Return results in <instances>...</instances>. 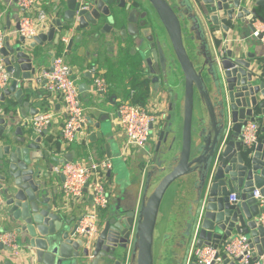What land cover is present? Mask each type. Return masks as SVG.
<instances>
[{
    "label": "water",
    "instance_id": "1",
    "mask_svg": "<svg viewBox=\"0 0 264 264\" xmlns=\"http://www.w3.org/2000/svg\"><path fill=\"white\" fill-rule=\"evenodd\" d=\"M53 1L47 27L29 42L7 35L0 53L8 73L0 84V220L17 232L20 246L17 255L0 246L3 264H184L191 241L195 248L220 250L217 264H241L240 257L221 252L241 233L258 261L264 229L257 224L253 190L264 196V33H251L256 22L264 23V0ZM5 24L0 21L1 28L10 27L8 20ZM45 43L62 48L87 80L81 84L85 89L91 67L128 63L167 103L151 126L153 154L140 157L145 185L139 203L118 198L89 242L76 231L82 214L66 211L47 184L53 165L74 159L76 152L51 156L53 120L40 132L30 122L51 110L50 95L38 89L45 80L37 78L45 54L36 47ZM252 120L260 136L246 145L241 133ZM101 137L92 132L89 141ZM104 146L109 157V145ZM173 184L174 207L164 217L161 203ZM233 192L237 202L229 200ZM179 196L185 209L180 222ZM160 222L164 226L157 230ZM176 230L180 240L173 237ZM188 264L204 263L191 257Z\"/></svg>",
    "mask_w": 264,
    "mask_h": 264
},
{
    "label": "built area",
    "instance_id": "2",
    "mask_svg": "<svg viewBox=\"0 0 264 264\" xmlns=\"http://www.w3.org/2000/svg\"><path fill=\"white\" fill-rule=\"evenodd\" d=\"M17 7L21 10L18 19L19 27L16 33L29 38L37 36L50 21V16L42 9L40 0H15ZM252 36L264 33V23L256 22ZM7 32L0 27V53L5 45ZM264 41V37L262 38ZM52 69L43 68L38 72L37 78L45 80L47 92L56 94L62 101L64 121L60 129V139L63 144L69 145L75 140L79 132L87 123L84 114V107L80 98V92L75 78L73 68L66 63L62 56H56L52 62ZM92 82L90 90L94 94H104L108 85L104 77L97 75V67L90 68ZM8 73L0 62V84L7 81ZM132 94L127 99H121L117 104V125L121 127L125 136L124 152L129 148H143L148 145L152 135L151 126L159 121V114L153 112L146 105L134 104L131 102ZM52 117L51 113H38L31 119V126L36 132L47 127ZM243 143L252 145L257 143L260 136V125L252 120L248 121L241 133ZM127 153V152H126ZM125 153V154H126ZM111 159L108 157L95 159L88 157H75L72 160H65L53 168V171L63 177L61 192L65 199V206L74 201H87L90 197L89 206L82 211L81 219L76 231L86 241H91L99 231L100 213L108 209L110 195L106 186L107 172L112 169ZM88 196V197H87ZM253 196L258 201L259 214L256 216L257 224L264 229V196L259 189L253 190ZM231 202L239 200V194L233 192L229 195ZM1 201V195H0ZM71 209V207H69ZM0 246L10 253L17 255L20 252L17 232L12 229L0 230ZM254 247L251 246L248 235L241 233L233 236L224 246L221 252H225L232 258L240 257L241 264H264V252L258 257V261L252 260ZM192 257L204 264H210L213 260L217 264L220 258V250L211 246L195 248Z\"/></svg>",
    "mask_w": 264,
    "mask_h": 264
},
{
    "label": "crops",
    "instance_id": "3",
    "mask_svg": "<svg viewBox=\"0 0 264 264\" xmlns=\"http://www.w3.org/2000/svg\"><path fill=\"white\" fill-rule=\"evenodd\" d=\"M41 2V1H40ZM3 3L2 6H0V21L2 23H4V25H6V21L8 20L9 22V26H7L6 30L7 35L10 36V40L12 38L15 37L16 34V23L18 22V19L21 16V10L17 7L16 3L14 0H0V4ZM42 4V9L48 13V15L50 16V14H52L53 11V7L55 5L53 0H43V2H41ZM218 35H220V33H217ZM12 41V40H11ZM29 42V41H28ZM36 49L42 50L44 52L45 55H43L44 58V67L47 68L50 66L51 62L49 61V59H51L50 57L52 56L51 54H55L56 56H62L66 63L69 64L72 67V63L67 60L66 57L63 56V51L62 48L59 47V45L57 44H48L45 43V45L43 47H36ZM55 52V53H54ZM95 65V64H94ZM73 68V77L76 80V83L78 86H80L79 92H80V98L81 101L84 99L86 101L82 103L84 104V114L86 116L87 119V123L86 125L79 131L77 132L76 136H75V140L70 143L69 145L63 144V142H61L60 139V129L62 127L63 121H64V113H63V108H62V101L60 98H58L56 96V94H53L51 92H47V90L42 87L38 86V89H41V91H45L46 94H49L50 97L49 99L51 100V107H50V111H42L40 113H51L52 117L51 120H53V124L51 127V138L52 141L53 139H55V141L52 143L51 146V156H59L60 155H64L66 153H69L71 150H75L76 152V158L77 157H88L89 155H91L92 157H94L95 159H102L107 156V152L105 149V144L109 145V149L111 147L112 143H125V136H124V132L121 129L120 126L117 125V104L121 99H124L123 95H130L131 91H138L134 85H130V84H124V79L126 76L123 75V73L119 70H110V71H104L100 66H98L97 68V75H100L102 77L105 78L107 85H108V89L107 92L104 93L103 95L105 96V98L101 101V99H98V102L94 100L92 94H94L93 92H91L90 90V85L92 82V79L90 80V82L87 85V88L85 89V87L81 84L86 83V79L76 70ZM87 68H90V65L87 66ZM37 86L34 85V88H36ZM152 86L148 85L147 86V95H146V100H145V104L144 105H148L149 109H151L153 112L160 114L162 112H164L167 108V103L165 101H159L157 99V95L152 92ZM128 95V98H129ZM35 102L40 101V97H34L33 98ZM100 103V104H99ZM114 105V106H113ZM107 115L108 119H104L103 121L100 122V127L96 128L95 127V123L100 121V118H105L104 116ZM90 120L92 121V123H90ZM101 132L102 137L101 140L98 139L96 142L91 143L89 141V136L92 132ZM150 140L148 142V152L141 154L140 157L142 156H146L149 155L151 153V155L153 154V150L150 149L151 147L154 146V143L156 141V136L154 135L153 131H152V135L150 136ZM124 146V145H123ZM152 150V151H151ZM125 155V163L127 162V167L128 168H134L136 165V161H138V166H137V171L135 173H130V180L127 181V183L123 186H121L120 190H117V192L115 191V188L117 186V181L119 178H121L122 176V172H116L115 169L118 166H112L110 175H108L107 172V180H106V184L108 187V190H111L110 192V197H113V205L110 206L108 209L103 210L100 213V217L101 220L102 218L108 213V211L116 204L117 199L119 198L121 200V202L124 203H130V204H134L139 203L140 198L142 197V190L143 187L145 185V166L144 164H142L140 161H142V159L136 155L135 151L130 150L128 151ZM120 155H114L112 156L111 153V149H110V156L108 158H118ZM113 158V159H114ZM59 164L53 165L52 167V171H51V175L50 178L47 180V184L52 185V189L51 193H53L54 197H56V200L58 201V203L61 205H63L65 203V199L63 197V194L61 192V185H62V175L53 171V168L55 166H57ZM125 166V164H123ZM123 166V167H124ZM140 169L141 171V175L140 177L137 176V173L139 172L138 170ZM114 182V183H113ZM115 187V188H114ZM174 189L172 191L171 194V199L169 202V210L167 211V214H169V212L171 211L172 207H174L173 201H174ZM122 196V198H121ZM88 197V196H87ZM183 197L181 198V196H179V202L177 205V210L180 211L177 214V218L178 221L180 222V220L182 219V217H180V214H182V211H185L184 206H183ZM85 202V201H84ZM90 200L89 198L86 201L87 206L86 207H74L71 209H69L68 206H65V210L68 212H73L75 214H81V212L83 210H85L88 206ZM183 206V207H182ZM10 226H8L7 224H5L4 222H2L0 220V230L2 229H9ZM237 235V234H236ZM234 235V236H236ZM194 243V242H193ZM192 241L190 242V244L188 245L187 251H186V255H185V260H184V264H188V262L190 261L191 257H192V252L195 249L194 245H193ZM4 260H3V255L2 252L0 250V264H3Z\"/></svg>",
    "mask_w": 264,
    "mask_h": 264
},
{
    "label": "rangeland",
    "instance_id": "4",
    "mask_svg": "<svg viewBox=\"0 0 264 264\" xmlns=\"http://www.w3.org/2000/svg\"><path fill=\"white\" fill-rule=\"evenodd\" d=\"M39 4L41 5L42 3L40 2ZM92 96H93L94 100L97 101V102H98V99H101V101H102L105 98V96L103 94H99V93L92 94ZM124 96L125 95H123V97ZM82 101L86 103V101L84 99ZM82 105L84 106L83 103H82ZM146 106L148 107V105H146ZM198 110H199V99H198L197 96H195V99H194V112H193V117H192L193 126H195V123H196V118H197V115H198ZM178 134H179L178 135V137H179L181 135V128L178 129ZM99 141H102V140L100 139ZM123 145H125V144H122L120 142L119 143H112L111 144V147H110L112 156H114V155H117V156L120 155L118 158L117 157L116 158H114V157L111 158L112 164L114 166H118L115 169V171L116 172H119V171L122 172L121 178H119L118 181H117L116 188L114 187L116 192H117V190H120L121 186L125 185L127 183V181L130 180V173H135L137 171V166L139 165L138 164V161H136V164H135L136 166L134 168H128L127 167V162L125 163V160H126L125 158L126 157H125L124 154L126 152L130 151V150H133V151H135L136 155H138L140 157L141 154H144V153L148 152V147L147 146H145L143 148H129L128 150H126V152H124V146ZM123 164H125V166ZM138 171L139 172L137 173V176L140 177L141 171H140V169ZM106 186H107V184H106ZM174 186L175 185L173 184L167 190V192H166V194H165V196L163 198V201L161 203L160 214L162 216H164V217L167 214V211L169 210V202H170V199L173 197V196L171 197V194H172V191H173ZM109 191L111 192V190H109ZM110 192H108V195L110 194ZM113 203H114L113 197L111 196L110 197V206H112ZM69 206H71L72 208H74V207H83L84 208V207L87 206V204L84 201H74V202H71L69 204ZM163 226H164V223L163 222H160L159 224L157 223L156 229L159 230ZM176 228H178V227H176ZM173 237H175V238H177V239L180 240V237L178 235V231L177 230H176V233H175V235ZM157 245H158V241H156V246Z\"/></svg>",
    "mask_w": 264,
    "mask_h": 264
},
{
    "label": "flooded vegetation",
    "instance_id": "5",
    "mask_svg": "<svg viewBox=\"0 0 264 264\" xmlns=\"http://www.w3.org/2000/svg\"><path fill=\"white\" fill-rule=\"evenodd\" d=\"M41 2H43V0H40ZM169 2V4L171 5L172 2L171 0H167ZM144 2V5L145 4V0H143ZM144 9L140 11V13H143ZM155 26H156V29L158 31V33L160 32L163 33L164 29L162 28V24L156 20L155 21ZM162 35V34H161ZM131 51V50H130ZM55 53V52H54ZM52 56L50 57L51 59H49V61L52 63V61L54 60V58L56 57L55 54H51ZM129 58L131 57L130 54H128ZM105 72L106 71H110L111 69L114 71V70H119L123 73L125 77L124 79V84H130L131 86L134 85V86H137V87H141L142 83H145L146 85H150V82L146 79H143L142 75L139 73L138 69L134 66H132L131 64H128V63H121V64H117V63H114V64H105V65H101L100 66ZM147 85V86H148ZM135 91H131L130 94L134 95Z\"/></svg>",
    "mask_w": 264,
    "mask_h": 264
},
{
    "label": "trees",
    "instance_id": "6",
    "mask_svg": "<svg viewBox=\"0 0 264 264\" xmlns=\"http://www.w3.org/2000/svg\"><path fill=\"white\" fill-rule=\"evenodd\" d=\"M136 88H138L137 86H135ZM138 91L134 93L133 97L131 98V102L134 104H140V105H144L145 100H146V95H147V85L145 83H142L141 87H139L137 89ZM128 95L124 96V99L128 98Z\"/></svg>",
    "mask_w": 264,
    "mask_h": 264
}]
</instances>
